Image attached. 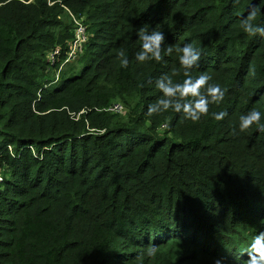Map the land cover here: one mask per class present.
I'll return each instance as SVG.
<instances>
[{
  "label": "trees",
  "instance_id": "trees-1",
  "mask_svg": "<svg viewBox=\"0 0 264 264\" xmlns=\"http://www.w3.org/2000/svg\"><path fill=\"white\" fill-rule=\"evenodd\" d=\"M247 2L0 0V264H247L264 230V132L231 133L264 112V38L239 27ZM144 23L200 48L192 74L227 90L199 121L144 115L160 95L146 77L183 78L175 51L136 62ZM75 58L80 73L65 74Z\"/></svg>",
  "mask_w": 264,
  "mask_h": 264
},
{
  "label": "clouds",
  "instance_id": "clouds-1",
  "mask_svg": "<svg viewBox=\"0 0 264 264\" xmlns=\"http://www.w3.org/2000/svg\"><path fill=\"white\" fill-rule=\"evenodd\" d=\"M240 0H233L239 4ZM239 27L250 38H264V5L259 0H248L247 6L239 15ZM135 38L139 40V49L135 52L134 58L138 63L149 61L161 62L164 55H172L175 51L178 63L183 69V78L174 80L173 75L161 74L153 78L151 75L141 82L140 87H154L160 95L155 102L148 103L144 115L147 117L159 116L168 111L182 114L186 120L199 121L202 116L209 113L211 104H219L225 98L226 89L218 83H210L212 76L207 72H200L198 76L192 74L193 68L200 65L202 52L190 42H183L175 47L166 40L165 33L161 29L151 27L144 23L135 29ZM165 44L169 46L163 47ZM119 63L122 69H127L129 57L125 50L118 53ZM228 115L226 110L212 113L216 121L223 120ZM264 112L253 108L238 117V124L231 129L233 135L244 133L255 126L257 132H264ZM169 126L168 122L163 125ZM157 247L150 244L145 249L148 257L157 254ZM246 254L247 264H264V230L259 231L251 240L250 244L241 253ZM234 259V264L238 261ZM212 264H224V258H214Z\"/></svg>",
  "mask_w": 264,
  "mask_h": 264
},
{
  "label": "rangeland",
  "instance_id": "rangeland-1",
  "mask_svg": "<svg viewBox=\"0 0 264 264\" xmlns=\"http://www.w3.org/2000/svg\"><path fill=\"white\" fill-rule=\"evenodd\" d=\"M75 23V21H74ZM74 25V24H73ZM85 27L81 26L79 27L76 31L79 33H84ZM86 39H84L85 41ZM83 41V42H84ZM71 50L69 52V55L75 56V54L81 50V45H79L78 47L75 46V41H73V43H71ZM83 67V62L82 61H77V58H75L74 60H72L70 63L65 64L64 66H62V70L63 72H65V74H68L69 72H72L74 70L75 74H79L81 69ZM54 77V75H52ZM56 76V75H55ZM61 80L57 81L55 83V86H58L60 84ZM5 170L4 167L2 166L1 162H0V190L3 189V185L1 183V181L3 182L4 178L6 177V175L4 174Z\"/></svg>",
  "mask_w": 264,
  "mask_h": 264
},
{
  "label": "built area",
  "instance_id": "built-area-1",
  "mask_svg": "<svg viewBox=\"0 0 264 264\" xmlns=\"http://www.w3.org/2000/svg\"><path fill=\"white\" fill-rule=\"evenodd\" d=\"M76 35H77V38H76V40H75V46H79V45H81L82 46V44H80L79 42H80V40H83L84 41V39H86V37L84 36V33H79V32H77L76 31ZM74 56H72V58H73ZM113 109H120V106L119 105H116Z\"/></svg>",
  "mask_w": 264,
  "mask_h": 264
}]
</instances>
